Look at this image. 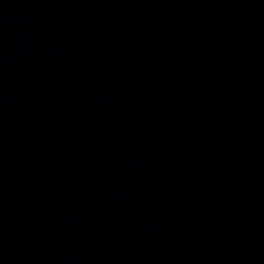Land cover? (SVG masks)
Returning <instances> with one entry per match:
<instances>
[{"label": "water", "instance_id": "95a60500", "mask_svg": "<svg viewBox=\"0 0 264 264\" xmlns=\"http://www.w3.org/2000/svg\"><path fill=\"white\" fill-rule=\"evenodd\" d=\"M0 264H66L40 144L22 0H0Z\"/></svg>", "mask_w": 264, "mask_h": 264}]
</instances>
